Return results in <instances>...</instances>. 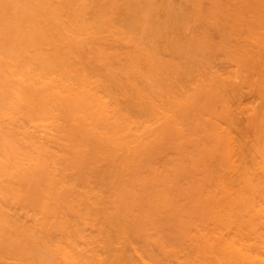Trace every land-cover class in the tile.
<instances>
[{
  "label": "bare ground",
  "instance_id": "obj_1",
  "mask_svg": "<svg viewBox=\"0 0 264 264\" xmlns=\"http://www.w3.org/2000/svg\"><path fill=\"white\" fill-rule=\"evenodd\" d=\"M144 1L0 0V264H264V0Z\"/></svg>",
  "mask_w": 264,
  "mask_h": 264
},
{
  "label": "rangeland",
  "instance_id": "obj_2",
  "mask_svg": "<svg viewBox=\"0 0 264 264\" xmlns=\"http://www.w3.org/2000/svg\"><path fill=\"white\" fill-rule=\"evenodd\" d=\"M144 1V0H143ZM151 1V3H153V1L152 0H150ZM149 1V2H150ZM176 1V0H175ZM178 1V0H177ZM177 1L175 2L176 3V5L178 4L179 6H182V5H180L179 3H177ZM145 2H147V0L146 1H144V4H145ZM172 2H174L173 0H172ZM148 3V2H147ZM155 3V2H154ZM153 3V4H154ZM174 3V4H175ZM153 4H152V6H153ZM142 5H143V3H142ZM148 5H150V3L148 4ZM155 5V4H154ZM177 5V6H178ZM176 6V8H178ZM145 7H146V5H145ZM145 7H143L144 8V10H145ZM143 8H142V10H143ZM150 8V7H149ZM181 8V7H180ZM180 8H178V10L180 9ZM182 8H184V12H183V14H185V12H186V8L185 7H182ZM155 9V8H154ZM186 9V10H185ZM147 11V10H146ZM150 11L152 12V11H154L153 9L151 10L150 9ZM180 12H182V11H180ZM146 12H144V15H146L145 14ZM189 12H186V16H185V18H184V24H185V22H188L189 20H185L186 19V17H188V14ZM142 14H143V11H142ZM147 14H149V15H151L152 13H147ZM159 14V13H158ZM154 15H156V12H154ZM153 14H152V19H153V21H151V23H155L154 22V20L157 18H154L155 16H154ZM190 15V14H189ZM154 16V17H153ZM157 16H159V15H157ZM145 18V17H144ZM147 18V17H146ZM159 18V17H158ZM149 20H152L151 18H148ZM187 19H189V17L187 18ZM193 19H195V18H193ZM192 17H191V20L189 21V23L191 24V26L193 25V27H191L190 26V31H197L198 29V26H199V28H201L199 31H203V33H201V34H199V36H198V33H196V32H193V34L194 33H196L197 34V37H200L201 38V36L200 35H203L202 37H204L205 39H207V42L209 41V40H211V42L209 41L208 43H205L204 45H203V42H202V40H205L204 38H198V42H199V44L197 45V43L195 42V41H197V40H195V38L197 39V37L195 36V38H193L194 39V41H193V39H192V41H190L191 40V37H190V40H189V36H192V37H194V35H188V40H187V43L189 42L191 45H192V43H193V47H191L190 45H189V47L187 48V47H185V49L184 50H182V52L181 53H179L178 55L176 54V56H171L172 55V53H171V55H166V60L165 61H167V63H168V65H169V67L167 66V63H165V68L167 67V71H168V69H169V71L171 72H173L174 73V77H175V79H176V81L175 80H173V76L171 77L172 78V80H173V82H176L175 84L176 85H178V84H180V86L182 85V87H184V86H186V88L188 87V88H192L193 86V82L192 83H190L191 81H194L195 80V78L196 77H200V74L203 72L204 73V69H205V73H206V70L208 69V66L210 65V67L212 68V69H214L215 67H217V66H215V65H217L216 63H218L219 65H218V68H222L223 69V67L225 68V67H228L227 66V64H228V56L226 57V54H227V52H225V50L223 49V52H225V54L221 51V49H218V48H220L219 46L220 45H218L217 43L220 41V44H221V40H222V38H221V33H220V35H219V33H218V31H216L213 27H211L210 25H207V24H203L204 26L205 25H207V26H202V27H200L201 25H198V24H196V22L194 23V22H192ZM147 19H145V21H146ZM148 20V21H149ZM147 21V22H148ZM157 21V20H156ZM200 22V21H199ZM199 22H197V23H199ZM149 23V22H148ZM148 23H146L145 22V24L143 25V26H145L146 24L148 25ZM150 23V24H151ZM192 23H194V24H192ZM149 24V25H150ZM187 24V23H186ZM200 24H201V22H200ZM152 25V24H151ZM187 25H189V24H187ZM186 25V26H187ZM196 26H197V28H196ZM148 28H149V26H147ZM152 27H155V26H152ZM188 28V27H187ZM145 29V31H144V33L146 32V28H144ZM150 29H152V28H149V30ZM155 29V28H154ZM188 29V30H189ZM139 31V30H138ZM140 31H142V30H140ZM140 31H139V36H140ZM152 31H153V29H152ZM190 31H188V32H190ZM198 31V32H199ZM149 32H151V31H149ZM148 32V33H149ZM187 32V33H188ZM200 33V32H199ZM205 33V34H204ZM142 34V33H141ZM147 34V33H146ZM145 34V35H146ZM189 34V33H188ZM145 35H142V36H145ZM206 36V37H205ZM141 37V36H140ZM209 38V40H208V38ZM201 40V41H200ZM195 42V43H194ZM200 42L202 43V46L200 45ZM204 42H206V41H204ZM218 46H217V45ZM186 45V44H185ZM184 45V46H185ZM201 46V48H199V47H197L196 48V46ZM195 46V47H194ZM215 46H217V47H215ZM184 48V47H183ZM170 54V53H169ZM175 54V53H174ZM225 58H227V59H225ZM210 62L212 63V64H210ZM209 63V65L207 66V64ZM213 63H215V67L213 68ZM229 65V64H228ZM221 66V67H220ZM205 67H207V69L205 68ZM218 68H216V69H218ZM229 69V68H228ZM234 69V68H233ZM210 70V69H209ZM230 70V69H229ZM168 71V72H169ZM172 73V74H173ZM204 73V74H205ZM207 73H208V71H207ZM171 73H169V75H170ZM204 74H202V75H204ZM199 75V76H198ZM201 75V78H203L204 76H202ZM205 77H207V75L205 76ZM200 79V78H199ZM205 79V78H204ZM154 82V81H153ZM152 82V83H153ZM156 82V81H155ZM196 83H197V78H196V81H195ZM159 83V82H158ZM158 83H156L155 85L153 84V86H154V91L156 92V90H158L161 86L159 85L158 86ZM161 83V82H160ZM190 84V86H187V84ZM188 84V85H189ZM192 84V85H191ZM195 85V84H194ZM179 86V85H178ZM157 88V89H156ZM162 88V87H161ZM158 91H161L160 89L158 90ZM156 92V93H159V92Z\"/></svg>",
  "mask_w": 264,
  "mask_h": 264
}]
</instances>
